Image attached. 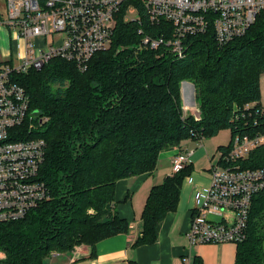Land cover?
<instances>
[{
    "label": "trees",
    "instance_id": "16d2710c",
    "mask_svg": "<svg viewBox=\"0 0 264 264\" xmlns=\"http://www.w3.org/2000/svg\"><path fill=\"white\" fill-rule=\"evenodd\" d=\"M141 14V24L119 20L111 48L94 55L83 72L72 61L54 58L40 71L14 74L31 108L50 118L35 137L47 144L39 174L51 199L26 218L0 225V252L6 256L0 264H45L53 253L82 245L92 248L93 257L99 242L130 232V222L114 210L117 181L155 172L159 155L185 140L230 129L231 142L219 148L224 152L236 134L252 129L242 112L250 104L263 109L264 13L224 48L211 33L188 37L183 59L165 46L151 50L141 43L140 28L154 37L163 29ZM183 81L196 86L198 122L184 116ZM191 172L189 165L152 189L135 245L155 243L158 224L177 207ZM247 225L235 264H262L264 192L253 196Z\"/></svg>",
    "mask_w": 264,
    "mask_h": 264
},
{
    "label": "built area",
    "instance_id": "2783aa9c",
    "mask_svg": "<svg viewBox=\"0 0 264 264\" xmlns=\"http://www.w3.org/2000/svg\"><path fill=\"white\" fill-rule=\"evenodd\" d=\"M5 3L0 12V28L10 33L12 42L7 50L0 46V225L26 218L31 210L51 199L50 188L39 174L46 160L47 144L43 138L35 137L36 127L49 118L31 108L30 96L14 80V74L40 71L54 58L72 61L83 72L94 55L111 48L119 20L141 24V13L150 25L163 26L157 37L140 28L141 43L151 50L165 46L180 59L185 57L188 37L211 33L218 47L224 48L245 36L264 13V0ZM186 111L183 108L188 117ZM189 111L196 122L201 120L199 104ZM242 116L244 120L251 118L253 127L236 134L228 150L219 152L210 168L209 185H197L192 174L184 178L194 188L193 216L186 235L191 246L230 242L237 245L245 241L253 196L264 192V110L255 108V104L246 105ZM179 147L167 178L183 172L190 164L194 151ZM182 264L195 261L188 255Z\"/></svg>",
    "mask_w": 264,
    "mask_h": 264
},
{
    "label": "crops",
    "instance_id": "0c3cea01",
    "mask_svg": "<svg viewBox=\"0 0 264 264\" xmlns=\"http://www.w3.org/2000/svg\"><path fill=\"white\" fill-rule=\"evenodd\" d=\"M11 42L10 37L9 46ZM181 84L183 108H187L185 113L189 117L192 115L189 108H194L197 104V90L189 81H183ZM220 146L225 145L216 140L202 139L185 140L179 147L182 151H194L189 165L197 185H209L210 168L220 156ZM177 151V148H173L162 152L155 172L116 182L114 210L130 222L129 233L102 240L98 243L93 257L92 248L82 245L70 253H53L46 258L45 264H182L183 258L188 255L193 258L195 264L196 261L201 264H235L237 245L232 242L190 245L186 235L193 216L194 188L185 181L182 182L177 207L157 226L155 243L135 245L142 236V216L147 198L152 189L162 184L171 172L172 160Z\"/></svg>",
    "mask_w": 264,
    "mask_h": 264
},
{
    "label": "rangeland",
    "instance_id": "374dc122",
    "mask_svg": "<svg viewBox=\"0 0 264 264\" xmlns=\"http://www.w3.org/2000/svg\"><path fill=\"white\" fill-rule=\"evenodd\" d=\"M5 4H6L5 0H0V12H2L4 10ZM133 16L138 17V14H135ZM9 34L10 33L5 28L0 29V46L3 49H9L10 48V46H9L10 35ZM260 82H261V86H262V88H261V97H262L261 105H262L263 110H264V74L261 77ZM195 102L198 104L197 101H195ZM40 115H42V114H40ZM42 116H45V115H42ZM36 124L38 126V122ZM44 124L42 126L36 127L35 132L36 133L40 132L42 130V127L44 126ZM231 138H232V131L230 129H227V130L221 131L219 134L214 135L213 137H209V138H205V139H208L210 141L216 140V141H219V143H221L225 146L226 145L228 146V144L231 142ZM5 258H6L5 254L3 252L2 253L0 252V262H2V260H4Z\"/></svg>",
    "mask_w": 264,
    "mask_h": 264
}]
</instances>
